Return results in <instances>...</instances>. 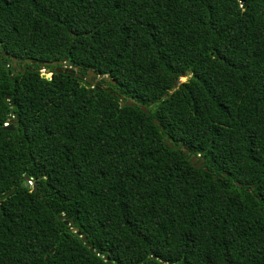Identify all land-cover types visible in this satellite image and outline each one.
<instances>
[{
  "label": "trees",
  "instance_id": "obj_1",
  "mask_svg": "<svg viewBox=\"0 0 264 264\" xmlns=\"http://www.w3.org/2000/svg\"><path fill=\"white\" fill-rule=\"evenodd\" d=\"M109 262L264 264V0H0V264Z\"/></svg>",
  "mask_w": 264,
  "mask_h": 264
},
{
  "label": "water",
  "instance_id": "obj_2",
  "mask_svg": "<svg viewBox=\"0 0 264 264\" xmlns=\"http://www.w3.org/2000/svg\"><path fill=\"white\" fill-rule=\"evenodd\" d=\"M5 56L8 57V55H5ZM12 61L14 62L15 59L12 58ZM2 64H3L4 66H6L8 69L10 68V64H7V63H5V62H3ZM56 64H57V63H53V65H56ZM58 64L62 65V64H63V61H59ZM45 65L49 66L50 63H49V62H46ZM61 69H62V68L59 67V68L57 69L58 72H61ZM63 70H64V73H74V69L72 68V65H71V64H68V67L63 68ZM9 74H10V71H9ZM88 74H89V76H92V77H99V78H100V76H98L96 73H93V72H91V71H89ZM77 75H78V74L76 73L75 76H77ZM79 76L82 77L81 75H79ZM41 77L50 80L52 76H51V75H50V76H46V75L43 74V75H41ZM106 81H109V79L107 78ZM111 83H112L113 85L115 84L113 81H112ZM123 100H124L123 97H120L121 106L124 105V101H123ZM126 104H127L128 106H134V104H132L130 101H127ZM141 110L144 111L145 113L147 112V110H145L144 108H141ZM154 124H157V122H154ZM6 129H8V130H12V126H9V127H7ZM169 147L172 148L173 146H172L171 144H169ZM203 161H204L203 158L200 159V160H197V157H193V158L190 160V163L193 164L196 168H200L201 165H202V163H203ZM65 224L68 225V222H65ZM73 231H75V230H73ZM78 235L81 236V233L78 232ZM81 237H82V241L85 242L86 245H88V243L86 242V237H85V236H81ZM90 251L94 252L95 255H98V253L94 251V248H93V247L90 248ZM99 256L102 257V255H99ZM105 260H108V258H106ZM107 264H112V263L109 262V263H107Z\"/></svg>",
  "mask_w": 264,
  "mask_h": 264
},
{
  "label": "rangeland",
  "instance_id": "obj_3",
  "mask_svg": "<svg viewBox=\"0 0 264 264\" xmlns=\"http://www.w3.org/2000/svg\"><path fill=\"white\" fill-rule=\"evenodd\" d=\"M64 66H67V65H64ZM44 70V69H43ZM43 70H40V74L41 75H46V76H50L51 74H48L45 70L43 71ZM189 78V76H186V77H181L180 79H179V82H185L187 79ZM97 80H98V78L96 79V82H97ZM28 185H30V182H28Z\"/></svg>",
  "mask_w": 264,
  "mask_h": 264
},
{
  "label": "flooded vegetation",
  "instance_id": "obj_4",
  "mask_svg": "<svg viewBox=\"0 0 264 264\" xmlns=\"http://www.w3.org/2000/svg\"><path fill=\"white\" fill-rule=\"evenodd\" d=\"M58 68H55V69H53V68H49V69H45V71L48 73V74H51V76H52V74H53V72L54 71H56V72H58V70H57ZM89 78H87V81L89 82Z\"/></svg>",
  "mask_w": 264,
  "mask_h": 264
},
{
  "label": "bare ground",
  "instance_id": "obj_5",
  "mask_svg": "<svg viewBox=\"0 0 264 264\" xmlns=\"http://www.w3.org/2000/svg\"><path fill=\"white\" fill-rule=\"evenodd\" d=\"M44 71V70H43Z\"/></svg>",
  "mask_w": 264,
  "mask_h": 264
}]
</instances>
